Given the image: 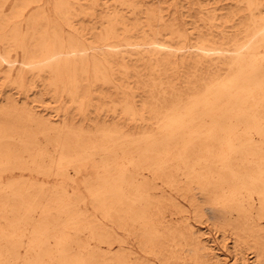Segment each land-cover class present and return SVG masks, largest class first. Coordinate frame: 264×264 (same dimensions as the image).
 Returning a JSON list of instances; mask_svg holds the SVG:
<instances>
[{
  "label": "bare ground",
  "instance_id": "1",
  "mask_svg": "<svg viewBox=\"0 0 264 264\" xmlns=\"http://www.w3.org/2000/svg\"><path fill=\"white\" fill-rule=\"evenodd\" d=\"M114 1L0 0V80L26 95L21 103L9 96L0 104V264H150L113 226L88 214L81 194L25 178L26 170L48 177L53 165L63 177L70 166L80 173L97 153L102 171L87 173L85 181L94 206L127 233L140 224L145 244L176 236L197 260L220 259L187 218H164L162 199L182 207L151 190L155 179L177 188L174 171L185 177L181 189L197 214L230 226L237 242L244 233L264 232L250 202L257 199V215L264 214V0H238L233 31L220 26L229 18L215 13L202 31L159 8L143 11L140 0ZM81 16L93 23L91 36L78 25ZM99 86L115 87L120 98ZM44 94L64 101L61 119L36 109L33 101ZM68 101L83 118L68 114ZM95 103L99 110L91 116ZM119 109L138 136L123 131ZM5 171L12 172L3 179ZM82 231L107 246L91 248ZM263 244L255 242L260 261ZM178 260L171 251L163 264H187Z\"/></svg>",
  "mask_w": 264,
  "mask_h": 264
},
{
  "label": "rangeland",
  "instance_id": "2",
  "mask_svg": "<svg viewBox=\"0 0 264 264\" xmlns=\"http://www.w3.org/2000/svg\"><path fill=\"white\" fill-rule=\"evenodd\" d=\"M105 0H101L103 2ZM145 3L143 6V11L147 8H159L162 13L169 18L176 17L179 21H184L186 26L190 29L194 27H198L202 31H206L210 27V15L213 13L217 14L219 17H228L229 22L221 23L220 26L224 28L226 31H233V22L238 17L239 9L236 6L238 0H203V4L206 6H202L199 0H140ZM87 0H82V3H86ZM108 3L111 5H115L114 0H108ZM98 13V12H97ZM127 15H130V12H127ZM132 17V16H130ZM82 22L78 25L85 29L88 32V35L91 36V27L93 23L88 18L83 16L80 17ZM85 18V19H84ZM143 20L145 19V13H142ZM102 19V13H99L96 16V20L100 21ZM217 28V27H214ZM220 28V27H219ZM40 88H36L35 90H39ZM35 90L30 91L29 99L32 100L36 98ZM99 91L103 93H109L113 99H119L120 95L118 93V89L113 86H99ZM139 96L144 94V90L142 88L135 89ZM66 97V93H63ZM11 96L20 103L23 101L26 95H23L17 88H13L12 85H8L3 83L0 80V104L1 102H7L8 97ZM50 98V95L44 94L43 101H33V104L36 106V109L41 111L44 114H47L52 119H61L62 109L59 107L63 106L64 101L61 103L53 102ZM10 104V103H9ZM7 106V105H6ZM70 112L69 115L74 116L75 120L83 118V115L78 112V107L76 105L70 104V101L66 103ZM99 104L95 103L93 106H90L87 110L91 116L96 114V111L99 110ZM109 107V105H108ZM59 108V110H57ZM111 111H103V114L106 119H112ZM116 115L123 124V131L130 133L133 137L138 136V131L136 127H134L135 122L130 121L125 117L123 112L119 109L116 112ZM112 121V120H110ZM87 123H91V121H87ZM100 133H89V137L92 140L100 139ZM258 138V135H254ZM42 137V136H41ZM49 155L51 157L56 158L57 152L55 151V147L53 144H48L47 146ZM28 154H26V158ZM47 158H50L47 156ZM101 159V154L97 153L94 155V158L89 161L87 170H83L80 173H75L74 168L72 166L69 167V176L63 177L57 175V168L50 159L46 160V164L53 165L52 173L50 176L45 177L44 175L38 173L37 171L26 170L25 178L31 180L45 181L51 189H54L59 183L65 186L70 192H76L81 194L85 199V205L88 208V214L91 217L98 218L103 222L111 225L116 230V235L119 239L125 240L124 245L126 247L131 248L136 255L140 256L141 259L148 261L150 264H163V259L165 256H168L171 251H175L179 255V263L186 262L187 264H264V259L260 261L257 257V248L255 246V242L262 240L264 241V232L260 233H244L242 234L243 239L240 242H237V233H234L230 226L224 227L219 222L211 221L207 215L205 214H197V209L195 207L194 202H191V196H186L185 191L181 189L183 186H187V181L183 175H178L174 171V175L177 178V188L171 187L167 183L163 182L161 179L154 180V186L157 188H153L152 193H162L166 197H172L175 201L182 207L181 209L173 204L171 201L167 199H162V203L159 206L161 212H163V216L165 219H174L181 221L183 218H187L193 226L198 229L203 234V239L205 242L213 248V251L216 254H219V261L214 259L205 262L204 260H198L194 258V254L192 251V246L189 244L188 246L185 244H181L182 239L175 236V240H172V237H168L165 234H162L160 238L156 240V242H152L148 240V243H143V237L146 236L143 233L144 228L142 230L140 228V224L133 223L131 225L135 232L127 233L123 229L117 226V224L111 222L101 215V212L96 209L94 206L91 196L85 186V181L87 178V173L97 174L100 173L99 168H97L98 163ZM12 171H5L2 173L3 179L10 177ZM17 175L19 174V170H15ZM145 174L151 178L150 172L145 170ZM195 186V185H194ZM194 195L198 194L196 186L193 187ZM254 203L253 211L254 218L259 224L263 227L264 230V214L257 215L258 209V200L250 201ZM218 207V206H217ZM230 216V215H229ZM235 215L233 216V218ZM117 219V218H116ZM24 244L28 241L29 233L26 232ZM262 238H260V237ZM79 237L81 241L90 242V247L95 248L97 245H102L103 247L107 246L105 242H98L96 239H93L89 232L82 231L79 233ZM147 237V236H146ZM142 241V242H141ZM264 245V244H263ZM114 250L118 248V242L113 243ZM160 252L163 253V257H161ZM20 258H24L26 256L25 246H21L19 248ZM20 264V263H18ZM30 264V263H28Z\"/></svg>",
  "mask_w": 264,
  "mask_h": 264
}]
</instances>
